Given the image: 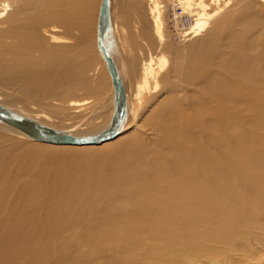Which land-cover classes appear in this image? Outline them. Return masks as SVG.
I'll use <instances>...</instances> for the list:
<instances>
[{
	"label": "bare ground",
	"instance_id": "1",
	"mask_svg": "<svg viewBox=\"0 0 264 264\" xmlns=\"http://www.w3.org/2000/svg\"><path fill=\"white\" fill-rule=\"evenodd\" d=\"M94 1L0 0V105L73 136L109 126L114 91L97 47L101 0ZM114 2L105 43L126 101L117 135L96 145L51 144L0 121V264H141L145 257V264H165L152 250L137 249L129 260L98 246L126 241L107 237L126 216L133 222L121 227L131 233L164 246L182 240L179 259L223 257L197 244H223L213 233L218 226L233 235L264 231V0H131L135 10L144 2L153 37L134 28L123 43ZM168 48L180 55L181 71L161 87ZM107 89L91 113L107 112L101 130H62L64 112L74 120L90 103L77 91L100 98ZM142 90L166 95L148 115L133 109ZM218 213L226 218L212 228ZM75 230L93 237L67 250V232Z\"/></svg>",
	"mask_w": 264,
	"mask_h": 264
},
{
	"label": "rangeland",
	"instance_id": "2",
	"mask_svg": "<svg viewBox=\"0 0 264 264\" xmlns=\"http://www.w3.org/2000/svg\"><path fill=\"white\" fill-rule=\"evenodd\" d=\"M96 1H97V5H98L99 0H95L94 3ZM130 1L131 0H118V2H119L118 3L116 0V3L114 2V7H115L114 8L115 9L114 23H115V26L117 27V29L119 30V37H120L122 43L126 42V40H128L127 39L128 36H130L132 33L133 34L137 33L134 31V28L138 29L140 33L144 34V32H145V35H147L149 37L152 36L150 20L146 19L143 15V13L145 11V9H143L145 6L144 2H142V5L141 4L138 5L139 9L136 8V10H135L134 8H132V2H130ZM160 1H163V0H160ZM208 1L209 0H206V2H208ZM116 4L119 7H117ZM97 5H96V8H97ZM252 8H253V6H252ZM170 10H171L170 7H168L165 15L168 16V14H169L170 19H172ZM253 10L256 12L255 7L253 8ZM165 15H164V18L166 19ZM93 16H95L94 13H93ZM165 22H166L165 28H167V31L165 28H164V30L162 29L163 35L165 38V43H166V45L167 44L171 45V40L175 41V42H176V40L172 39L173 38V36H172L173 30L171 28H168L169 24H167L168 23L167 21H165ZM209 32H212L211 27H210ZM149 34H151V35H149ZM131 38L133 40H135L134 37H131ZM93 40H94V38L92 39V41ZM169 49H171V51ZM167 50L165 53H163L164 56L165 55L167 56V57L166 56L165 57L168 60V64L166 66V69L164 70V72L161 75L164 77V79L160 82L161 87H164L166 85H172V83H176L177 82L176 80H177V78H179L180 71H181V69H180V67H181L180 55L178 57H176L175 53L173 52V51H175L174 48H168ZM175 52H177V51H175ZM172 57H173V59H172ZM172 60H173V64H172ZM169 61H171V62H169ZM142 91H144V92H142ZM142 91H140V93H139L140 96L138 95V96L133 97V106H134L133 109L134 110L136 109L135 111H138V112H140L142 110H146L144 113H146L148 115L152 110H154L156 107H158V102H160L162 98H165L166 95L164 94L161 97H159V95L155 94V92L153 93L152 90L149 91L148 93L145 90H142ZM150 94H152L153 96ZM154 94H155V96H154ZM157 95H158V97H156ZM106 96H108V89L105 91V93L100 98H97L94 96L85 97L83 92L77 91L76 92L77 99H79V100L87 99L88 101H90V103H89V105L83 107V108H86V110L82 111L80 113L81 117L74 118V120L71 119V117H69V118L67 117V113H68L67 111L64 112L63 115L67 119H69V121H64L65 123L62 122V124H63V126L61 127L62 130L64 127V129L69 131V132L72 130V132H74V133H85V134H89V133L93 134V133H96V131L101 130V128L104 126L105 122L108 120L107 112L102 111L101 112L102 117H101V115H96V117L95 116L92 117L91 113L93 111H96L94 108L97 105V103H99L102 100L105 101L107 99ZM138 98L142 99V102H143L142 105L135 104V103H137ZM59 105L60 106L63 105V107H64L66 105V103L65 104H59ZM146 105H147V107H145ZM149 105H150V107H149ZM146 114L144 115V117L147 116ZM69 115H71V114H69ZM67 122L68 123L70 122V124H76L75 125L76 127L67 128V126H69L67 124ZM142 123L145 124V122H142ZM79 124H80V126H79ZM129 133H131V132H129ZM253 182L254 181H249L250 185ZM250 196H253V195L250 194ZM228 203H230V202L227 201V205H229ZM258 203H260L262 205L261 208H259V211H262L263 214L259 215V216L261 217L260 221L263 222V220H264V205H263L264 204V198ZM125 204H134V202L132 203V200H131L130 202H127ZM230 204H233V203H230ZM254 208L256 209L257 205H254ZM218 214H214L212 217V223H214L213 226L211 225L212 228L213 227L215 228L216 226H214V225H216V224H219V225L223 224V221H224L223 217L225 216V218H226L225 213H222L219 215ZM132 222H133L132 216H126V217L122 218L120 220L121 224L119 226H117V228L114 231H111V233L107 236V237H109V241L119 240V239H125L126 241H123L122 243H119V244L117 241H115L114 246H111L108 241H103L102 242L103 244H99L98 246L108 248L109 254L111 253L110 249L112 250L113 253H116V254L128 253L126 256H121V258L122 259H129V260L135 259V252L137 251V249H139L138 250L139 252L152 250L151 252L153 253V255H156V257H159L160 261H162L165 264H174L173 262H178L177 264H193L194 260L197 262V260L200 258L199 255L196 254V256H195V254H193L194 256L193 255L190 256L191 259H189V261H187V258L189 256L186 258H183V259H179L182 255H178V254H182L180 252L182 250H184V248H185L184 246H183V248L180 247V242L182 240H180L179 242H175V243L164 246L162 243H160L162 241H157L156 239L154 241H152V240L147 239L143 232L131 233L130 231H133V230H127L124 227H121V225L130 224ZM218 228L221 230H219ZM75 231H77V230H75ZM75 231L72 233L67 232V250L72 249L73 245H75V247H81V243H82V242H80L81 238L83 239V237H85V240L90 242V239L93 237L89 233L84 236L85 232H83V231L75 232ZM196 231L190 232L189 235L196 234ZM232 231H234V230L230 229L229 226H225V225L218 226L214 229L213 233L216 236L219 235V239H221V241L223 243L220 245H219L220 242L216 243L215 240L212 238L200 239L197 244L211 245L212 248L214 249L215 253L217 254V252H218V254H217L218 256L224 255L223 252H225V255L223 257L221 256L222 258L221 257H218V258L215 257L214 258L212 254L206 252V253L201 255L202 257H204V258H202L204 260L201 261V259H199L197 264H208V263L209 264L210 263L211 264H219V263H221V264H227V263L228 264H264V235H263L264 231L262 233H260V232L259 233H257V232L251 233L247 229H243L242 231L234 233V235L231 234ZM245 231H247V234H250V235L249 236L243 235L242 233H244ZM187 232H189V230ZM232 236H233V240L231 238ZM111 239H113V240H111ZM153 242H156V243L153 244ZM183 243H187V241H184ZM225 243H226V245H225ZM230 243H232V244H230ZM229 244H230V246H229ZM63 246H66V245H63ZM229 248H231V249H229ZM93 251H94V249L90 252L91 255H93V253H94ZM200 252H202V251H200ZM175 255H177V257ZM172 256H175V258L173 259ZM226 256H227V258H226ZM146 258L147 257L139 259L135 263L141 261L142 262L141 264H145ZM211 259H213L214 261L210 262ZM218 260L219 261L221 260V261L219 262ZM192 261H193V263H192ZM203 261H205V262H203Z\"/></svg>",
	"mask_w": 264,
	"mask_h": 264
},
{
	"label": "water",
	"instance_id": "3",
	"mask_svg": "<svg viewBox=\"0 0 264 264\" xmlns=\"http://www.w3.org/2000/svg\"><path fill=\"white\" fill-rule=\"evenodd\" d=\"M108 28L109 0H101L97 18L96 41L97 47L103 60L105 61L107 71L111 77L114 91V108L108 127L93 135L73 136L40 124L31 118L19 115L16 112L7 109L3 105H0V121L17 128L33 140L51 144L73 146L96 145L115 137L125 118L126 101L117 70L105 43L108 35Z\"/></svg>",
	"mask_w": 264,
	"mask_h": 264
}]
</instances>
